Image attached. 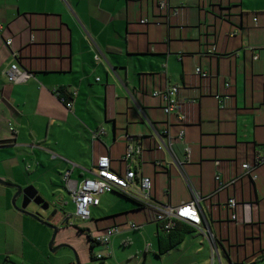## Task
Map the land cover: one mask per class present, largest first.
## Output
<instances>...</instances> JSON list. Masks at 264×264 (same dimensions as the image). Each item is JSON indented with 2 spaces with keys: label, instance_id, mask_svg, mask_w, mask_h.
<instances>
[{
  "label": "crops",
  "instance_id": "0c3cea01",
  "mask_svg": "<svg viewBox=\"0 0 264 264\" xmlns=\"http://www.w3.org/2000/svg\"><path fill=\"white\" fill-rule=\"evenodd\" d=\"M0 27V179L9 183L0 184V264H34V252L42 250L46 234L35 239L38 223L17 209L22 195L12 200L15 186L34 185L41 197L39 179L49 173V159L80 180L108 156L123 176L127 135L141 144L130 168L151 180L153 200L172 206L191 200L178 167L156 149L153 135L165 129L177 161L183 154L176 135L184 130L190 158L182 171L200 195L214 259L220 264L221 250L230 262L264 261V163H256L264 145V0H0ZM14 62L33 77L8 83L1 72ZM173 85L177 107L168 120L152 92ZM56 88L72 94L70 109ZM58 132H72V149L62 141L70 135L59 140ZM111 195L122 203L108 197L99 210L100 195L96 219L83 222L88 237L128 222L139 229L114 236L101 252L110 255L95 258L99 264H216L211 241L199 231L174 222L166 234L152 208ZM69 216L62 215V224L69 225ZM84 238L88 250L100 246Z\"/></svg>",
  "mask_w": 264,
  "mask_h": 264
},
{
  "label": "built area",
  "instance_id": "2783aa9c",
  "mask_svg": "<svg viewBox=\"0 0 264 264\" xmlns=\"http://www.w3.org/2000/svg\"><path fill=\"white\" fill-rule=\"evenodd\" d=\"M166 3L161 2L160 7H165ZM144 22V21H143ZM1 30V27H0ZM10 41H5V45L9 47ZM13 57H17L16 53H12ZM98 55L94 56V60H98ZM196 73L205 76L204 73L196 68ZM2 75L6 78L8 83H23L33 77V74L23 68H20L16 62L9 65L8 68L2 70ZM178 86H166L164 90H154L152 92L153 97H160L163 102V112L167 116L168 120L170 116L175 113L177 107V95ZM56 95V93H55ZM57 96V95H56ZM215 99L219 103V107L222 108V100L219 95L215 96ZM63 103L62 100H60ZM64 104V103H63ZM66 108H71V103L66 102L64 104ZM178 121H183L184 117L177 114ZM12 130V129H11ZM103 129H99L92 133V138H98L103 134ZM184 130H179L176 139L179 144L182 145L183 161L175 160L173 153L172 137L169 129H165L161 134L153 135L158 141L157 148L165 152L178 167L186 186H188L191 193V200L188 202H182L178 205L172 206L169 204H160L153 200L151 196V180L148 177L141 175L139 171H134L130 168V164L136 160L141 154V144L135 142L134 138L125 135L127 140L125 153L122 156V161L126 163V169L124 175H120L111 168L110 159L108 156H101L98 158L95 165L94 172L90 178L85 179H73L71 172L68 170L62 174V182L65 185L67 192L71 198V201L75 207L74 214L71 217H75L81 221H86L90 217V208L97 207L99 205V196L104 193H119L123 197L134 201L137 205L143 207L152 208L155 211L154 221L161 225L164 233H168L174 227V222H180L189 225L193 229L202 233L209 241H211V263L215 258L216 252L214 251L215 242L209 229L203 223L198 209V203L200 201V195L191 186L190 181L184 176L182 171L183 165L188 162L190 158V148L184 143ZM257 164L264 163V145L261 153L257 157ZM157 165V161L155 162ZM245 171H249V165L242 166ZM219 180V176L216 177ZM230 208H234L235 203L233 199H230L227 203ZM139 226L134 222H128L124 227L114 225L107 227L100 232L96 233L92 242L97 245L108 249L111 243V239L114 236L121 235L126 231L138 230ZM110 255V251L105 253H98L94 255L97 260H101Z\"/></svg>",
  "mask_w": 264,
  "mask_h": 264
},
{
  "label": "rangeland",
  "instance_id": "374dc122",
  "mask_svg": "<svg viewBox=\"0 0 264 264\" xmlns=\"http://www.w3.org/2000/svg\"><path fill=\"white\" fill-rule=\"evenodd\" d=\"M71 133L65 134V132L61 133L58 132L59 136H61L59 138V140H62L65 135H70L67 138H64V140H62L63 142H66L68 144V148L72 149L74 143L76 144V137L75 136H71ZM81 133L83 136L86 135L85 132H83V130L81 129ZM57 134V133H56ZM59 160H52L49 159V161H46L47 166H51V169L48 168L49 173L48 174H43V176H41V178L39 179L40 185L41 187H38L40 192H41V197L45 200V202L47 203L48 201V205L49 208L48 210H43L41 209L38 205H36L35 203H31L28 206H34L38 208V212H35L34 214H30L27 211L28 206L25 209V212L28 215H32V218L36 221V223H38L37 225H39L37 228L38 230L34 231V236L35 239H38V237L36 236H40L43 237V233L46 234V237H44V241H43V245H42V250L39 249V251H35L34 252V256L32 258V262L34 264H70L72 262V264H77V262L79 264H99L97 260H90L89 258H91V251L93 252V256L94 254H98L104 251L103 247L101 246H95L92 249H89V245L86 244V240L84 237L88 238V231H87V227L83 226L86 223V221H81L75 217H71L70 221H69V225L66 226V224H62V215L66 216H71L74 214L75 211V207L71 201V198L67 192V189L65 187V185L62 182L61 176L63 174L64 171H62L61 169H58L57 167H54L52 165H54V163H57ZM51 163V164H50ZM70 169H72V166H70ZM29 186H33L35 188L34 185H29ZM36 189V188H35ZM37 190V189H36ZM40 196V195H39ZM110 198L112 199V201H115L120 204L122 203L121 201L118 200L117 197L114 198V195L112 196L111 193L108 194H103L100 196V207L99 210H103V206H105V204H107V201L105 200L106 198ZM20 200L18 202L19 206L21 207L22 205V197H18ZM56 202V203H55ZM19 207V208H20ZM97 211L96 208H91L90 209V219H96L97 216ZM54 212H56V214H54ZM52 214H54L53 216H51ZM41 216L42 218H44V220H49L46 222H41L40 218L38 216ZM39 218V219H37ZM57 220L59 223L57 225L53 224V222ZM46 223V224H45ZM72 224V225H71ZM52 228H51V227ZM84 227V228H82ZM54 228L56 229H65L64 232H62L61 234H58V232L55 235L54 241L52 243V248H57L55 251H51L49 243L52 239L53 236V232H54ZM40 230V231H39ZM82 234V236H81ZM60 237H63L66 241L63 243H58L60 240ZM40 240V238H39ZM41 241V240H40ZM88 241V240H87ZM89 244L92 243V241H88ZM259 242V240L257 241V243ZM256 243V245H257ZM250 243H248V246L250 247ZM228 246V245H227ZM229 247V246H228ZM230 249L232 250V253L234 254V250L235 247H230ZM240 249V247H239ZM129 251V250H127ZM243 253V250L241 248V254ZM219 254H220V264H239L236 260L235 257H233V259L231 260V262L227 259V257H225L224 255H222L221 250H219ZM89 255V256H88ZM243 255V254H242ZM86 256L87 257V262L83 263V257ZM89 257V258H88ZM215 260L216 264H219V261L217 259H213ZM110 260L106 259L104 261V263H109ZM242 262V261H241ZM209 263V262H208ZM255 264H264V261H256Z\"/></svg>",
  "mask_w": 264,
  "mask_h": 264
},
{
  "label": "water",
  "instance_id": "95a60500",
  "mask_svg": "<svg viewBox=\"0 0 264 264\" xmlns=\"http://www.w3.org/2000/svg\"><path fill=\"white\" fill-rule=\"evenodd\" d=\"M0 184L2 185H9V183H7L6 181H3L2 179H0ZM16 187V193L13 197L12 200V204L14 205V200L17 196L22 195V205L20 208H17L19 211L24 212L26 206L30 203L33 202L36 205H38L41 209L43 210H48L49 205L48 203H46L39 195H37V191L32 187V186H28L26 188H21L19 186H15ZM55 214V212H54ZM54 214H52L51 216H53ZM68 219L65 220V222H67ZM56 235V228H54V232H53V236L52 239L49 243L50 249L51 251H55L57 248H52V243L54 241ZM78 264V262H77Z\"/></svg>",
  "mask_w": 264,
  "mask_h": 264
},
{
  "label": "trees",
  "instance_id": "16d2710c",
  "mask_svg": "<svg viewBox=\"0 0 264 264\" xmlns=\"http://www.w3.org/2000/svg\"><path fill=\"white\" fill-rule=\"evenodd\" d=\"M158 7H159V3H158ZM53 93L55 94L56 93V95H57V98L59 99V100H62L63 101V103L65 104L66 102H70L71 100H72V94H70V93H68L66 90H64V89H58V88H56V89H54L53 90ZM143 207V206H142ZM187 225V224H186ZM189 226V225H188ZM190 227V226H189ZM192 228V227H191ZM174 230V227H173V229L172 230H170L168 233H166V234H170L172 231ZM89 238V241H92V238L89 236L88 237ZM179 240V239H178ZM93 247V244L91 245V248ZM91 258L93 259V260H96L95 259V257L94 256H92L91 255Z\"/></svg>",
  "mask_w": 264,
  "mask_h": 264
}]
</instances>
